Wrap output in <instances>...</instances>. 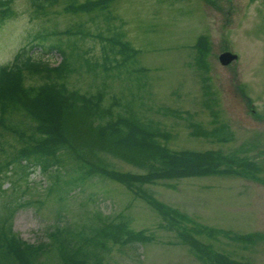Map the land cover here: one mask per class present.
Here are the masks:
<instances>
[{"label":"rangeland","instance_id":"obj_1","mask_svg":"<svg viewBox=\"0 0 264 264\" xmlns=\"http://www.w3.org/2000/svg\"><path fill=\"white\" fill-rule=\"evenodd\" d=\"M11 7L16 15L0 28V66L14 63L22 49L35 60L47 61L42 64H56L57 53L49 56L38 45L30 47L35 45L34 35L55 40L54 32L63 34L86 20L85 15L63 13L61 5L37 18L31 0H13ZM112 15V31L121 32L136 53L120 64L112 60L106 75L100 66L92 69L87 64L92 66L96 57L100 62L99 40L77 41V72L69 76V88L82 94L104 89V105L114 116L133 113L146 124L152 122L168 133L165 142L171 150L219 149L232 158L241 156L233 168L241 169L237 163L243 160L254 167L244 170L245 175L191 176L140 185L141 193L184 215L169 225L125 184L97 174L83 177L81 170L72 169L69 158L47 173L33 167L27 182L20 180L19 185L13 183L17 174H11L0 190V216L3 205L17 203L18 196L24 204L12 216L11 233L36 246L49 242L50 247L52 242L33 264H64L54 250L56 230L90 233V227L120 220L130 229L143 230L149 240L120 245L108 239V249L100 252L101 264H218L213 253L241 264H264V0H117ZM95 30L90 24L91 34ZM199 35L209 41L204 69L194 46ZM59 36L70 43L66 34ZM224 50L238 58L222 65L218 56ZM193 123L207 131L221 124L225 129L208 136L195 130L194 135ZM95 156L115 171L145 172L110 152ZM202 227L222 232L210 235ZM184 231L211 259L185 240Z\"/></svg>","mask_w":264,"mask_h":264},{"label":"trees","instance_id":"obj_2","mask_svg":"<svg viewBox=\"0 0 264 264\" xmlns=\"http://www.w3.org/2000/svg\"><path fill=\"white\" fill-rule=\"evenodd\" d=\"M12 1L0 0V6L6 7L0 11V28L16 15L11 7ZM116 1L31 0L36 18L46 16L48 8L61 5L63 13L85 15L86 20L77 22L73 29L63 34L54 32L53 35L58 36L55 40L52 38L50 41V37L42 33L34 35L32 41L35 45L30 47L38 45L42 48L41 52L49 56L53 55L52 52L57 53L60 60L56 64H38L28 51L22 49L14 63L0 66V190L11 174H17L13 183L19 185L20 180L27 182L33 167L47 173L52 168L62 167L64 161L70 158L72 169L81 170L83 177L97 174L118 180L135 194L141 195L146 203L168 220L169 225H173L182 221L184 215L146 192L141 193L140 185L191 176L243 174L254 165L243 160L237 163L242 166L241 169L233 168L241 156L232 158L219 149L171 150L165 142L169 139L168 133L155 127L152 122L146 124L133 113L114 116L111 108L104 105V89H98L94 94H82L69 88L67 80L77 72L73 61L80 54L77 41L89 37L99 40L100 62L96 57L92 66L89 61L87 64L92 69L100 66L106 75L112 68V60L120 64L136 53L129 41L122 40L121 32L112 31V21L116 18L112 15V4ZM90 24L96 29V34L89 31ZM64 34L70 43L61 41L59 35ZM46 41L49 43L42 45ZM194 46L197 63L204 69L209 51L207 36L199 35ZM40 61L47 63L43 59ZM191 125L194 135H198L195 130L208 136L225 129L222 124L216 126L214 131H207L194 123ZM93 151L96 154L103 151L115 154L145 172L137 174L110 169ZM15 199H18L17 203L3 205L4 213L0 216V264H33L38 254L50 250L52 242L50 247L49 242L36 246L11 233L9 226L12 216L24 204L18 196ZM200 230L210 235L222 232L205 227ZM89 232L84 229L78 232L58 229L52 234V238L58 241L54 250L64 264H101L100 252L108 249V239L120 245L149 240L143 230L130 229L127 221L123 220L102 227H90ZM184 233L188 243L211 259L188 231ZM240 238L253 240V237ZM212 257L218 264H241L219 253H213Z\"/></svg>","mask_w":264,"mask_h":264},{"label":"water","instance_id":"obj_3","mask_svg":"<svg viewBox=\"0 0 264 264\" xmlns=\"http://www.w3.org/2000/svg\"><path fill=\"white\" fill-rule=\"evenodd\" d=\"M237 58H238V55L229 50L223 51L218 56V59L222 65H228L229 63L236 60Z\"/></svg>","mask_w":264,"mask_h":264}]
</instances>
